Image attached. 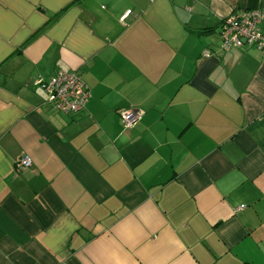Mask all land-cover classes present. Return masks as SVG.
Wrapping results in <instances>:
<instances>
[{
    "label": "crops",
    "instance_id": "0c3cea01",
    "mask_svg": "<svg viewBox=\"0 0 264 264\" xmlns=\"http://www.w3.org/2000/svg\"><path fill=\"white\" fill-rule=\"evenodd\" d=\"M250 9L0 0V264H264V50L219 49ZM58 69L91 92L76 112L33 84Z\"/></svg>",
    "mask_w": 264,
    "mask_h": 264
},
{
    "label": "built area",
    "instance_id": "2783aa9c",
    "mask_svg": "<svg viewBox=\"0 0 264 264\" xmlns=\"http://www.w3.org/2000/svg\"><path fill=\"white\" fill-rule=\"evenodd\" d=\"M130 13L131 11L127 10L119 20L123 22ZM262 19L264 12L257 9L230 11L220 23L219 49L221 51H228L231 48L264 50V32L260 27ZM33 84L41 88L53 108L62 113L78 111L91 97L89 88L76 71L58 69L47 79L35 77ZM142 114L141 109L134 107L119 110L122 125L126 129L133 128ZM31 165V157L23 153L16 161L15 168L23 169Z\"/></svg>",
    "mask_w": 264,
    "mask_h": 264
},
{
    "label": "trees",
    "instance_id": "16d2710c",
    "mask_svg": "<svg viewBox=\"0 0 264 264\" xmlns=\"http://www.w3.org/2000/svg\"><path fill=\"white\" fill-rule=\"evenodd\" d=\"M242 264H252V263H249V262H244V263H242Z\"/></svg>",
    "mask_w": 264,
    "mask_h": 264
}]
</instances>
